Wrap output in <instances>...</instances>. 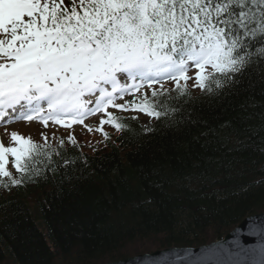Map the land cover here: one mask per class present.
Segmentation results:
<instances>
[{
    "label": "trees",
    "instance_id": "trees-1",
    "mask_svg": "<svg viewBox=\"0 0 264 264\" xmlns=\"http://www.w3.org/2000/svg\"><path fill=\"white\" fill-rule=\"evenodd\" d=\"M174 85L155 100L170 114L147 130L120 116L101 149L41 147L27 173L0 180V264H100L145 240L137 254L195 247L264 211V82L253 72L226 95ZM177 100L199 122L174 125Z\"/></svg>",
    "mask_w": 264,
    "mask_h": 264
},
{
    "label": "snow or ice",
    "instance_id": "snow-or-ice-1",
    "mask_svg": "<svg viewBox=\"0 0 264 264\" xmlns=\"http://www.w3.org/2000/svg\"><path fill=\"white\" fill-rule=\"evenodd\" d=\"M190 67L194 85L204 90L207 82L209 92L226 95L224 89L232 91L253 72L264 82V0H0V116L11 109L21 119L45 127L52 121L67 130L100 113L96 131L107 137L104 125L124 127L110 106L157 118L170 114L155 102L168 92L163 84L162 92L152 91L153 100L145 93L143 102L117 103L119 96L165 78L179 92L180 81L192 79ZM171 114L174 125L199 122L179 100ZM62 135L75 145L73 135ZM11 139L17 146L0 142V176L13 175L6 167L9 154L21 174L30 170L34 153L47 155L15 131ZM236 233L233 247L187 249L182 257L175 254L178 264H264V224L247 226L246 235L259 237L256 245L246 246L240 229Z\"/></svg>",
    "mask_w": 264,
    "mask_h": 264
},
{
    "label": "rangeland",
    "instance_id": "rangeland-1",
    "mask_svg": "<svg viewBox=\"0 0 264 264\" xmlns=\"http://www.w3.org/2000/svg\"><path fill=\"white\" fill-rule=\"evenodd\" d=\"M188 75L192 77V79L190 81H180V83L194 90V86H195L194 85V81H195L194 67L189 68ZM153 87L155 86H152L151 88ZM147 89H150V88H147ZM143 92L144 90L141 89L140 92L136 93L135 95H133V93H128L127 95L123 94L122 96H119L117 98L116 102L125 103L127 101L132 100V98H134L135 96ZM109 111L114 113V112H118L119 109H113L110 106ZM120 111L123 112L126 116H128L129 114H133L135 112L133 115H137L139 125L145 129L151 123V120L149 119V115L140 113L138 110L129 109L128 111H122V110ZM15 116H12V117H15ZM15 118H16L15 120L4 122L3 126L0 128V142H3L5 146H12V144L14 143V141L11 139V133L13 131L17 132L19 135L27 136L26 139L31 138V141L33 142H36V141H40V142L55 141L56 142L58 139L65 140V139H68V136L62 135V133L67 131L70 135L74 136L76 140L75 144H78L81 147L82 151H86L87 153H90L93 150H99L101 149V147H104L105 139H107L108 136L113 135L112 131L107 126H104V132L108 133L107 137H105L103 133L96 131V129L100 127V124H99V120L101 118L100 113H94L92 116H89L88 118L86 116L83 124H79V123L74 124L72 125L71 129H67V130L64 128V126L45 127L44 125H41L37 122H31V121L23 122V121H20L23 119L19 117H15ZM86 125L88 127H91L93 131L89 132L87 130V127H85ZM41 133H43V136L41 135ZM44 136H47L48 139L45 140L43 138ZM152 244L153 243L151 240L135 241L125 247L124 254L127 256L130 254L132 256H135L133 254H137L136 253L137 251L141 252V250L151 249L153 247ZM140 254H144V253L142 252Z\"/></svg>",
    "mask_w": 264,
    "mask_h": 264
},
{
    "label": "water",
    "instance_id": "water-1",
    "mask_svg": "<svg viewBox=\"0 0 264 264\" xmlns=\"http://www.w3.org/2000/svg\"><path fill=\"white\" fill-rule=\"evenodd\" d=\"M256 224H264V213H259L250 217L243 219L238 225H236L232 230L226 233L223 238L211 242L206 245H202L196 248H172L170 250H166L163 252L155 251L150 254H141L133 257H129L123 260H119L116 262H110L105 264H146V260L148 264H151V260H155L156 264H169L170 261H177V256L175 254H179V256H184L185 250L191 249L193 253H199L201 249H209L212 248L215 244L219 243L224 245L225 247H233L232 242L237 238L236 230L240 229V240L246 246L256 245L259 239L258 236H249L245 233L247 232V226L249 223ZM167 255H164V254ZM151 258L149 260L148 258ZM194 258V257H193ZM178 264V261H177Z\"/></svg>",
    "mask_w": 264,
    "mask_h": 264
},
{
    "label": "bare ground",
    "instance_id": "bare-ground-1",
    "mask_svg": "<svg viewBox=\"0 0 264 264\" xmlns=\"http://www.w3.org/2000/svg\"><path fill=\"white\" fill-rule=\"evenodd\" d=\"M172 248H181V247H176V246H168L166 248H159V249H156L155 251H159V252H163V251H166V250H170Z\"/></svg>",
    "mask_w": 264,
    "mask_h": 264
}]
</instances>
